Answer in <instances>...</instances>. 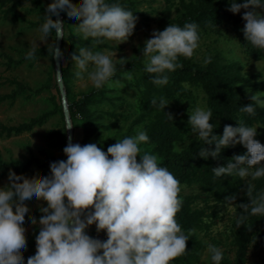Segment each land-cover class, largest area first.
I'll list each match as a JSON object with an SVG mask.
<instances>
[{
  "label": "clouds",
  "instance_id": "1",
  "mask_svg": "<svg viewBox=\"0 0 264 264\" xmlns=\"http://www.w3.org/2000/svg\"><path fill=\"white\" fill-rule=\"evenodd\" d=\"M241 9L245 10L242 31L246 41L254 48L264 49V0H228V11L235 14ZM133 13L109 0H82L78 8H73L68 0H55L54 6L43 14L38 27L41 35L33 41L25 58H35L37 41L48 45L50 38H65V21L79 20V31L85 38H97L96 44L104 42L99 38L125 42L134 31L137 18ZM199 40L196 22H186L182 27L170 23L163 30H154L142 48V55L147 57L144 71L156 74L152 77L154 84H166V71L179 67V56L191 58ZM78 53L71 55L79 69L76 75L87 73L97 89L117 71L112 58L115 53L93 52L89 47H80ZM48 54L58 66L64 62L58 46H51ZM118 60L123 67L125 59ZM210 61L211 56H206L203 62ZM56 74L60 76L58 69ZM250 100L255 106L264 107V98L255 93ZM150 103L157 104L156 98ZM168 103L160 98L158 106L164 109ZM240 111L255 115L254 104L243 105ZM167 116L173 119L170 113ZM212 116L210 108L201 107L189 114L191 133L205 143L200 157L215 158L222 146L237 143L246 149L225 165L213 167L214 174H235L253 180L264 177V145L254 138L259 125L252 127L237 121V126L225 125L222 135H215V125L209 122ZM148 140L146 131L141 130L103 151L95 143L82 146L69 137L63 148L66 159L50 162L49 175L30 181L17 179L9 170L8 183L0 187V264H170L183 255L189 235L175 219L182 204L178 196L180 181L157 164L155 155L145 152L138 156L139 143ZM253 190L254 185L248 184L249 202L239 204L242 211L236 217L237 226L244 224L248 215L264 217V191L253 196ZM226 199L233 201L235 196ZM34 201H45L46 206L39 207V220H28V225L40 227L35 236V254L25 262L21 255L26 249L25 220ZM93 224L97 231H105L106 240L88 235L86 228ZM208 251L211 260L220 264L222 251L211 244Z\"/></svg>",
  "mask_w": 264,
  "mask_h": 264
},
{
  "label": "trees",
  "instance_id": "2",
  "mask_svg": "<svg viewBox=\"0 0 264 264\" xmlns=\"http://www.w3.org/2000/svg\"><path fill=\"white\" fill-rule=\"evenodd\" d=\"M24 1L26 0H0V8L11 5L7 11L13 12ZM163 1L167 6L176 4L180 13L172 24L182 27L186 22H196L199 36L201 33H211L216 36L228 35L230 39L236 41L246 59L264 61V49L254 48L244 37L242 31L245 23L242 19L244 9L233 14L228 11V0ZM68 2L70 3L71 0ZM109 3H118L134 12V16L143 17V13L134 8L133 2L109 0ZM47 8H50L48 3ZM62 19L66 20V17ZM42 20L43 14L39 16L36 22L29 25L38 30ZM75 23L65 21L64 24L65 38H62L61 54L65 59L60 65V76L73 134L78 129L81 132L80 145L95 143L98 148L106 151L107 147L116 141L127 136H136L137 127L142 126V130L146 131L149 140L139 143L138 156L145 152L155 155L157 164L166 167L180 181V186L195 187L199 192L185 196L178 194L182 199V204L180 210L175 214V219L182 231L189 235V239L186 241V252L174 258L170 264H199L207 246L198 238L196 232L204 235L209 234L211 229L220 221V215L228 213L229 209L233 211L231 216L233 258L229 259L223 255L220 264H246L250 248L262 253V263L264 264V217L248 215L244 224L239 226L236 224V217L242 211L239 204L249 202L246 194L248 184L254 185L253 196H256L259 192L264 191V177L255 180L251 177L248 179L246 177L240 178L235 174L217 177L212 171L213 167L225 165L234 155L243 154L246 149L242 145L236 144L225 148L222 146L217 157L209 156L205 159L199 156L200 150L205 147V143L198 137L191 139L180 151L176 150V145L183 143L185 138L184 120L187 111L183 109V106H190L189 103L198 98L202 102L203 108L212 110L213 116L210 119L217 122L213 134L222 135L225 125L235 127L237 121H243L248 126L256 127L259 125L257 129L260 130L261 134L255 137L264 145V107L255 106L250 98L245 97L247 89L264 87V81H257L260 75L247 74L240 63L236 61L224 62L218 56H214L209 63L202 65L195 62L193 56L191 58L179 56L177 60L179 67L165 73L168 76L167 83L157 85L152 81V77L156 74L144 71L147 57L142 55L143 47H141L135 57L125 61L123 67H121V62L118 63L116 73L99 89L93 86L85 92H75L72 85L81 76L76 75V65L71 60V55H78L80 47H89L93 52L115 49L110 45V42L114 40L99 38L104 42L96 44L95 39L97 38H85L80 31L75 32L74 27H78L80 21ZM64 45H67L66 50ZM50 50L51 45L35 49L34 59L50 56L48 54ZM26 52L22 54L23 57H25ZM17 65H19V61L8 60V69ZM129 80H131V85L138 95L139 112L137 114L133 109V104L127 98L126 90L109 88L114 83H122L126 87L129 85ZM8 83L14 87V91L0 96V104L5 101L13 103L16 94L19 92H28L27 97L29 98L50 89V85H43L32 90L15 80ZM55 90L59 96L57 85ZM154 97L157 104L150 103ZM160 98L169 101L164 109L158 106ZM53 103L55 104L53 110L43 112L37 117L30 118L16 126L7 127L0 123V136L11 138L30 133L36 128L42 127L47 119L56 113L60 115L64 124L61 104ZM248 103L254 104L255 115L240 111L241 106ZM167 113L172 115V120L168 118ZM117 125H120V129L114 132L113 137H104L106 129ZM49 138L64 144L66 140L65 125L61 131L50 133ZM208 147H214V145ZM58 160L60 159L46 156L44 162L41 163L33 155H30V158L22 163L13 160L6 162L0 158V177H7L9 170L14 173L15 177L30 170L37 172L42 168L49 167L50 162ZM229 196H235V199L233 201L226 199ZM197 204H200V207ZM40 215L42 213L39 210L31 211L25 220V224L28 225V220L32 217L39 220ZM99 234L106 236L104 230H100ZM106 238L107 236L101 241L106 240ZM35 251V239L30 243L26 241V249L21 253L25 262L28 257L35 254ZM210 257L211 254L209 253V264H215Z\"/></svg>",
  "mask_w": 264,
  "mask_h": 264
},
{
  "label": "rangeland",
  "instance_id": "3",
  "mask_svg": "<svg viewBox=\"0 0 264 264\" xmlns=\"http://www.w3.org/2000/svg\"><path fill=\"white\" fill-rule=\"evenodd\" d=\"M133 2L134 8L143 13V17H136V23L132 35L127 41L118 43L116 41L110 42V45L115 48L112 51H104V54L113 55V61L117 65L121 61L118 59H125L129 61L143 47L144 42L151 38L154 30H163L168 24H172L180 15L176 4L167 6L163 0H128ZM82 0H71L69 3L73 8H78ZM11 5L0 8V96L10 94L14 91V87L9 85V81L15 80L22 83L28 88L35 90L43 85H50V89L42 91L37 96L27 97L28 92H19L15 96L13 103L5 101L0 104V123L9 127L16 126L20 123L26 122L30 118L37 117L39 114L51 111L54 108V103L59 104V96L56 93V79L53 59L46 56L40 59H26L23 53L32 47L34 40L39 39L40 33L38 30L30 27V23L36 22L41 14H45L47 8L46 0H26L18 5L13 12L7 11ZM75 32H79L78 27H74ZM39 45L35 49L45 46L42 42L37 41ZM118 43V44H117ZM54 45V38L49 39V44ZM67 45H64L66 50ZM100 51V50H99ZM206 56H218L224 62H238L242 65L244 72L251 75H260L257 81H264V61H254L246 59L240 51L236 41L230 39V36H216L211 33H201L199 40V47L194 50L193 58L195 62L202 65L205 64L204 58ZM19 61V65L11 66L8 69V60ZM147 63V59H146ZM91 70V68H90ZM79 71L76 67L75 72ZM75 92H85L93 87L91 81L87 78V73H84L78 81L73 85ZM108 87V85H107ZM109 88L117 90L123 89L128 93V100L133 104V109L137 114L138 95L131 85L126 87L122 83H114ZM264 96V87L249 88L245 91V97L250 98L252 94ZM190 106L184 105L183 109L187 111L184 120L186 130L184 142L176 145V150L183 149L191 139L198 138L191 133L190 125L188 124L189 114L195 108H203L202 102L198 99L189 103ZM133 111V112H134ZM210 123L217 125L210 119ZM64 124L58 113L49 117L45 124L36 128L30 133L23 134L18 137L5 138L0 136V158L3 161H19L24 163L30 158V155L37 158L39 162H44L46 156L55 159H66L63 153L65 143H60L56 139H50L49 134L54 131H61ZM120 129V125L106 129L104 137H113L114 132ZM142 130V126L137 127V132ZM261 134L257 129V135ZM81 132L76 130L73 134V143L80 144ZM256 139V137H255ZM236 145H241L237 143ZM50 174L49 167L42 168L37 172L30 170L29 172L16 177L17 179L25 178L33 180L42 178ZM247 179L249 177H246ZM8 183L7 177H0V186H5ZM180 194L182 196L199 193L193 187L180 186ZM40 206H46L45 201H34L29 207L30 211H36ZM200 207V204H197ZM232 209L228 213L220 215V221L211 229L209 234L196 232V235L202 240L207 248L203 252L199 264H209L208 245H215L218 247L223 255L229 259L233 258V249L231 246V237L233 229L231 226ZM26 241L32 242L38 234L39 225H26ZM89 236L99 235L95 224L86 228ZM264 242V238H263ZM262 253H258L249 249L246 264H263Z\"/></svg>",
  "mask_w": 264,
  "mask_h": 264
},
{
  "label": "water",
  "instance_id": "4",
  "mask_svg": "<svg viewBox=\"0 0 264 264\" xmlns=\"http://www.w3.org/2000/svg\"><path fill=\"white\" fill-rule=\"evenodd\" d=\"M48 3V6L51 8L54 6L55 1L54 0H46ZM61 44H62V38L60 39H55V46H58L61 49ZM53 64H54V71H55V79H56V85L57 89L59 92L60 96V104H61V109H62V114H63V121L65 125V131H66V140H65V146L68 143V138L71 137V141L73 138V131H72V125L70 122L69 114H68V108H67V102H66V97H65V92L63 88V84L61 81V76L57 77L56 70L58 69L60 71V65L58 66L56 64L55 59L53 58ZM68 126H71L70 128H67Z\"/></svg>",
  "mask_w": 264,
  "mask_h": 264
},
{
  "label": "built area",
  "instance_id": "5",
  "mask_svg": "<svg viewBox=\"0 0 264 264\" xmlns=\"http://www.w3.org/2000/svg\"><path fill=\"white\" fill-rule=\"evenodd\" d=\"M105 237H106L105 234H99V235H97V236H94V238L99 239V240H102V239H104Z\"/></svg>",
  "mask_w": 264,
  "mask_h": 264
}]
</instances>
